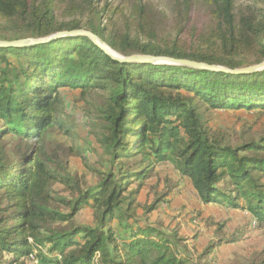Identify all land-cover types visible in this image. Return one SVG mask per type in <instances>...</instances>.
<instances>
[{"label":"trees","instance_id":"obj_1","mask_svg":"<svg viewBox=\"0 0 264 264\" xmlns=\"http://www.w3.org/2000/svg\"><path fill=\"white\" fill-rule=\"evenodd\" d=\"M150 6L0 0V41L84 29L121 55L167 56L229 69L264 59V8L243 14L235 11L234 0H175L173 10L182 20L205 8L207 24L163 35V22L152 12H165ZM60 88L78 89L87 127L82 135L73 123L64 128L67 103ZM259 107H264V69L231 74L119 62L84 35L0 47V264L30 258L35 264H209L222 246L242 241L245 231H217L208 245L190 247L178 232L149 220L171 188L152 202L139 197L155 165L166 161L191 182L203 204L245 210L264 223V135H243L237 142L210 123L215 110ZM55 129L65 134L73 129V143L51 141ZM97 147L108 165L94 169L95 183L87 184L67 161L84 160ZM55 184L67 194L54 192ZM84 209L90 221L83 218ZM257 256L230 264H264Z\"/></svg>","mask_w":264,"mask_h":264},{"label":"rangeland","instance_id":"obj_2","mask_svg":"<svg viewBox=\"0 0 264 264\" xmlns=\"http://www.w3.org/2000/svg\"><path fill=\"white\" fill-rule=\"evenodd\" d=\"M134 1L147 2L149 6L153 5L158 12H165L156 16L152 12V16L156 21L163 22V35L170 32L176 33L177 28L180 27V29L185 28L186 30L188 27L199 30L207 24V10L205 8H196L193 10L189 21L182 20L173 10L175 0H97V3L101 5L109 4L121 9L129 7ZM234 1L237 13L243 11V14H245L247 10L264 8V0ZM253 56L254 53H251L250 58L252 59ZM59 90H62L63 100L67 103L66 112L62 108L61 113V115L63 114L61 118L64 122V128L66 129L70 123H73L71 126L74 127V131L82 135L87 132V127L84 122V104L78 96V89L71 91L60 88ZM93 100H96V98L93 97ZM210 123L224 128L225 131L233 135V140H238L237 142L241 141L240 137L243 135L258 138L264 135V107L255 110H215ZM68 130L66 134L64 129L51 131L49 133L50 140L54 141L56 139L65 147L71 145L73 141L70 134H72L73 129ZM59 157L64 160V156L60 152ZM104 158L105 155L102 150L97 147L84 160L77 156L68 158L67 162L70 163L69 168L72 172L81 176V179H85V183L93 184L95 183L94 169H102L104 166V169H106L108 165L103 164ZM153 174L154 176L148 181L147 188L141 191L139 200L141 202H152L155 197L169 188L172 190V195L150 215L149 220L151 222L159 225L166 232H178L180 236L186 238L185 242L190 247L196 245L198 249L208 245L217 237L218 232L228 234L234 231H245V237L242 241L234 245L222 246L218 252L216 251L209 264H230L235 261L251 259L258 254L260 255L255 260L264 258V223H256L245 210L232 209L225 205L203 204L197 197L191 182L181 177L169 162L157 163ZM53 188L52 190L56 193L67 194L60 185L55 184ZM138 212L141 211L138 210ZM85 213H89L88 209H84L83 218L85 217L86 220L90 221V215H85ZM209 223L221 224L222 228L217 230L215 226L209 227ZM17 264H35V262L31 258L20 259Z\"/></svg>","mask_w":264,"mask_h":264},{"label":"water","instance_id":"obj_3","mask_svg":"<svg viewBox=\"0 0 264 264\" xmlns=\"http://www.w3.org/2000/svg\"><path fill=\"white\" fill-rule=\"evenodd\" d=\"M75 35H84L87 36L95 45H97L101 50L109 55L112 59H115L119 62H130V63H153V64H171V65H182L197 69L211 70V71H223L231 74H243L248 72H255L264 69V59L256 64H252L247 67L229 69L225 66L212 65L204 62H197L188 59H177L167 56H153V55H144V54H131V55H121L118 52L111 49L105 42H103L99 37L93 33L84 30H71V31H61L51 34L46 37L36 38V39H22L17 41H0V47L5 46H23V45H33L40 44L45 42H50L60 37L64 36H75Z\"/></svg>","mask_w":264,"mask_h":264},{"label":"crops","instance_id":"obj_4","mask_svg":"<svg viewBox=\"0 0 264 264\" xmlns=\"http://www.w3.org/2000/svg\"><path fill=\"white\" fill-rule=\"evenodd\" d=\"M186 179V178H185Z\"/></svg>","mask_w":264,"mask_h":264}]
</instances>
